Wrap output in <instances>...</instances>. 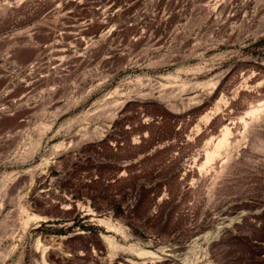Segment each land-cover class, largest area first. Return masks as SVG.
Masks as SVG:
<instances>
[{"label": "rangeland", "instance_id": "obj_1", "mask_svg": "<svg viewBox=\"0 0 264 264\" xmlns=\"http://www.w3.org/2000/svg\"><path fill=\"white\" fill-rule=\"evenodd\" d=\"M0 264H264V0H0Z\"/></svg>", "mask_w": 264, "mask_h": 264}, {"label": "bare ground", "instance_id": "obj_2", "mask_svg": "<svg viewBox=\"0 0 264 264\" xmlns=\"http://www.w3.org/2000/svg\"><path fill=\"white\" fill-rule=\"evenodd\" d=\"M257 113V112H256Z\"/></svg>", "mask_w": 264, "mask_h": 264}]
</instances>
